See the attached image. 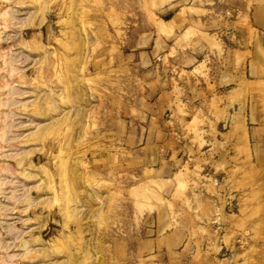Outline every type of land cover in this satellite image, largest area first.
Here are the masks:
<instances>
[{
	"label": "rangeland",
	"instance_id": "obj_1",
	"mask_svg": "<svg viewBox=\"0 0 264 264\" xmlns=\"http://www.w3.org/2000/svg\"><path fill=\"white\" fill-rule=\"evenodd\" d=\"M0 264H264V0H0Z\"/></svg>",
	"mask_w": 264,
	"mask_h": 264
},
{
	"label": "crops",
	"instance_id": "obj_2",
	"mask_svg": "<svg viewBox=\"0 0 264 264\" xmlns=\"http://www.w3.org/2000/svg\"><path fill=\"white\" fill-rule=\"evenodd\" d=\"M161 25H164V23L162 22ZM159 98H163V103L158 105L159 107L155 111L150 112L147 110L148 113H151L147 122L153 125L151 131L152 134L155 132V137L153 135L144 136L143 143L149 152V156L145 157V161L150 162L154 166L153 169L157 170V173L164 174L163 177L166 178L179 169L182 165V159L179 155L180 149H177L178 145L173 143V128L170 123L174 122L164 118L167 115V111L175 112V94L172 90H169L163 92ZM152 119L155 121H152Z\"/></svg>",
	"mask_w": 264,
	"mask_h": 264
}]
</instances>
